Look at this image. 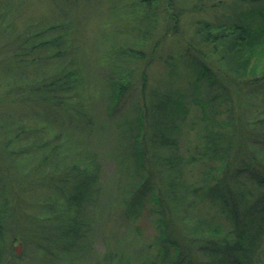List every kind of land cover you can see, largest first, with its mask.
I'll return each mask as SVG.
<instances>
[{
  "label": "rangeland",
  "instance_id": "obj_1",
  "mask_svg": "<svg viewBox=\"0 0 264 264\" xmlns=\"http://www.w3.org/2000/svg\"><path fill=\"white\" fill-rule=\"evenodd\" d=\"M239 19L249 21L252 26L264 24V0H0V207H12L15 201L11 190L19 192L16 221L12 227L4 229L5 243L3 249L0 245V253L12 264H32L27 258L34 255L36 249L26 241L31 232L28 222L41 210L46 212L45 203L57 197L54 185L43 180V172L38 167L42 155L48 153L50 147L60 149L54 156L55 159L58 157L60 169L62 164L71 165V161L78 160L82 154L94 158L96 179L92 184L97 193L96 200L83 202L84 214L96 212L98 216L91 232L92 249L101 254L107 243L115 246L121 242L134 244L133 248L137 242L152 241L157 233L154 221L157 212L150 200V189H144L143 206L139 210H130L125 200L132 194L136 179L133 163L126 168L123 151L130 145L135 131L136 107L140 108L138 104L144 100L141 144H145L146 155L150 157L154 150L161 154L166 152V147L155 148V143L148 139L152 130L148 123L151 115L160 117L162 114L156 102L164 100L166 93L182 92L184 104L189 108L185 121L188 124L198 118V104L192 102L193 78L216 75L215 68H222V63L227 61L224 57L219 58L222 52L226 53L224 48L217 44L215 52L212 46L218 41L209 36L211 41L205 42L198 27L204 22L217 25L218 28L210 30L215 33L221 29V24H226L228 31ZM5 24L15 25L14 32L3 31ZM62 28L69 34L63 35ZM41 29L44 32L40 35ZM27 31L39 33L33 37L34 43L38 38L49 39L59 33L61 38L41 51L16 57L20 40L15 36ZM187 42L195 45L193 51L186 50ZM37 55L40 60H36ZM15 57L30 61L26 63L28 71L24 76L28 75V80L34 82L63 75L65 71L75 75L76 83L66 82V96L70 97L66 104L46 106L40 101L30 102L11 90L15 85H23L27 79L21 76L20 70L7 68L9 59ZM204 66L212 69L201 74ZM224 66L227 70L228 65ZM246 68L241 75H259L264 70V41L258 43L256 54ZM234 70H228V74L238 75ZM218 79L219 83L210 88L206 87V82L200 83L199 87L216 91L222 84ZM112 81L116 92L121 90L117 99L109 97ZM19 124L29 125L28 129L33 126L39 129L43 125L46 132L54 133L55 137L43 138L36 132L25 138L28 132H20L19 136L13 137V146L18 150L15 155L6 149L10 146L7 139ZM182 125L177 147L179 153L187 157L188 141L194 130L184 122ZM45 138L49 143L41 148L39 144ZM58 143L60 146L55 147ZM35 145L41 148L36 153L33 152L37 150ZM54 164L55 161H49L43 167L49 172ZM147 164L140 169L144 178L150 174ZM202 165L200 162L185 164L184 179L201 183ZM27 170L36 172L28 176ZM149 183V186L157 185L153 181ZM207 209L202 208L201 213ZM25 221L29 227H20L19 224ZM257 264H264V250L258 256Z\"/></svg>",
  "mask_w": 264,
  "mask_h": 264
},
{
  "label": "trees",
  "instance_id": "obj_2",
  "mask_svg": "<svg viewBox=\"0 0 264 264\" xmlns=\"http://www.w3.org/2000/svg\"><path fill=\"white\" fill-rule=\"evenodd\" d=\"M201 25L203 30L198 27V31L203 40L211 41L209 36H212L218 41L214 42L213 50L217 51V44L224 48L226 55L222 52L219 58L222 60L224 57L227 61L222 63V68H215L218 74L196 75L193 78L192 102L198 104L199 117L187 124L185 117L189 108L184 104L185 95L178 91L166 93L164 100H158L155 104L162 114L160 117L158 114L151 115L148 123L152 130L148 139L155 143V148L164 146L167 149L165 148L166 152L162 154L151 150L152 153L148 157L145 144H141L145 104L144 100H141L138 104L140 108L136 107L135 110L132 141L123 150L126 168L129 169V165L133 163L136 172L133 192L125 198L126 204L130 210H139L143 206L144 189H150V200L157 212L154 218L157 233L153 240L148 243L137 242L138 245L135 244L133 248L134 244L125 245L121 242L115 246L107 243L101 254L92 249L91 232L98 216L96 212H92V215L84 214L86 209L83 202L96 200L97 193L92 184L96 179L93 173L94 158L82 154L78 160L73 159L71 165L62 164L60 169L58 157H54L60 149L50 147L48 153L42 155L38 167L43 172V180L46 179L47 183L54 185L57 197L45 203L48 207L46 212L41 210L28 222L31 224V232L26 236V241L31 242L36 251L34 255L28 256L27 261L32 264L258 263V256L264 250V70H261L259 75L241 74L247 69L250 58L256 54L258 43L264 41V24L252 26L249 21L239 19L229 26L231 30L226 31V24H221V29L215 33L210 30L218 28L217 25L211 26L208 22ZM14 28L15 25L7 24L3 31L14 32ZM61 30L63 35L69 34L66 28ZM43 32L44 29H41L40 35ZM37 33L27 31L16 34V39L20 40L17 46L19 55L16 57L41 51L48 45L58 43L61 38L59 33L49 39L38 38L34 43L33 37ZM29 41L32 44H28ZM194 46L187 42L186 50H192ZM196 49L199 50L197 47ZM54 53L56 55L58 52ZM16 57L9 59L7 68L20 70L23 72L21 76L27 79L23 85H15L11 90L17 91L20 97H26L30 102L40 101L46 106L66 104L70 98L66 96V82L71 80L76 83L75 75L65 71L63 75L48 76L40 82H34L28 80V75L24 76V72L28 71L25 69L26 63L30 61ZM38 58L41 59L37 55L36 60ZM33 61L34 58L31 63ZM226 64L227 70L224 69ZM208 68L212 69L202 67L201 74ZM233 69L238 75L228 74V70ZM218 78L222 84L216 91L202 90V87H199L200 83L206 82V87L210 88L219 83ZM143 79L145 82L144 76ZM114 85L112 81L109 97L117 99L121 90L116 92ZM183 122L190 130H194L192 138L188 141L187 157L180 154L177 147V136L179 137ZM28 128L29 125L19 124L12 136L9 135L12 131L8 133V152L17 154L13 137L19 136L20 132H28L25 138L36 132L43 138H50L54 134L46 132L47 129L43 125L39 129L35 126L33 129ZM186 133L189 134V131ZM42 140L39 144L41 148L49 143L46 138ZM59 146V143L55 144V147ZM36 148L37 150L33 151L35 153L41 149L38 146ZM49 161H55V164L48 172L43 166ZM197 162L204 166V170H201V183L185 180V164ZM145 163H148L150 174L144 178L140 169ZM27 171L28 176L36 172ZM151 181L157 185H147ZM18 194V191L11 190L15 203L8 209L0 207L2 249L5 243L4 229H9L14 224ZM202 208L208 209L201 213ZM5 210L7 211L4 213ZM28 223L25 221L19 226L27 228L30 225ZM0 264L12 263L0 253Z\"/></svg>",
  "mask_w": 264,
  "mask_h": 264
}]
</instances>
